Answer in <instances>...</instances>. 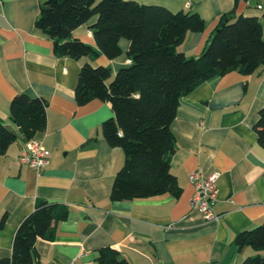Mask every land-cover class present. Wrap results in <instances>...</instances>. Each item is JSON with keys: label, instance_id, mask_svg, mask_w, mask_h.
<instances>
[{"label": "crops", "instance_id": "obj_1", "mask_svg": "<svg viewBox=\"0 0 264 264\" xmlns=\"http://www.w3.org/2000/svg\"><path fill=\"white\" fill-rule=\"evenodd\" d=\"M44 1L0 0V124L17 136L0 158V218L7 215L0 259L11 258L16 232L39 201L64 207L67 216L54 224L52 240L37 243L35 264H98V251L107 247L129 264H243L257 255L251 248L239 251L235 240L264 219V149L254 130L264 107V66L250 76L233 72L214 78L181 99L171 164L182 189L179 198L167 194L114 203L111 192L125 155L102 132L114 113L100 100L77 104L84 61L58 57L51 38L36 28ZM126 1L198 14L206 28L188 34L182 50L189 58L201 56L225 15L257 17L264 25V0ZM95 21L73 37L97 48L90 30ZM120 46L121 57L101 54L94 63L110 68L112 78L132 64L129 41L122 39ZM20 94L49 103L47 129L36 139L50 152L42 172L18 161L25 141L10 105ZM196 172L220 174L213 204L219 222H206L191 208L195 186L189 176Z\"/></svg>", "mask_w": 264, "mask_h": 264}, {"label": "trees", "instance_id": "obj_2", "mask_svg": "<svg viewBox=\"0 0 264 264\" xmlns=\"http://www.w3.org/2000/svg\"><path fill=\"white\" fill-rule=\"evenodd\" d=\"M97 48L73 37L78 28L90 24ZM37 29L54 45L58 57L84 61L75 100L79 106L100 100L108 103L114 117L102 132L112 148L124 152L125 163L117 173L111 201L149 199L170 194L179 198L182 189L172 173L177 141L173 124L182 98L201 84L238 72L250 76L264 66V25L257 17H222L205 51L189 58L182 48L188 34L205 30L204 20L190 11L173 13L165 7L126 0H45L36 20ZM122 39L129 41L132 64L112 78L110 68L95 66L101 54L110 60L121 57ZM49 103L43 98L17 95L10 117L22 131L24 141L37 139L47 129ZM264 149V107L254 126ZM17 136L0 124V158ZM67 216L64 207L39 201L18 228L11 258L0 264H35L36 245L52 240L54 224ZM7 215L0 218V231ZM239 251L251 248L257 255L243 264H264V219L235 240ZM98 264H129L113 248L98 251Z\"/></svg>", "mask_w": 264, "mask_h": 264}, {"label": "built area", "instance_id": "obj_3", "mask_svg": "<svg viewBox=\"0 0 264 264\" xmlns=\"http://www.w3.org/2000/svg\"><path fill=\"white\" fill-rule=\"evenodd\" d=\"M188 7H191V1L188 2ZM259 8L261 9L262 6L260 5ZM18 161L21 165L42 172L50 164V152L41 141L36 139L25 141V147ZM219 178V173L204 177L200 172H196L189 176V181L195 186L191 208L200 212L206 222H219L221 219L213 210V204L219 194Z\"/></svg>", "mask_w": 264, "mask_h": 264}, {"label": "water", "instance_id": "obj_4", "mask_svg": "<svg viewBox=\"0 0 264 264\" xmlns=\"http://www.w3.org/2000/svg\"><path fill=\"white\" fill-rule=\"evenodd\" d=\"M255 3H256V2H252V4H254V5H255ZM19 131H20V133L22 134V131H21L20 129H19Z\"/></svg>", "mask_w": 264, "mask_h": 264}, {"label": "rangeland", "instance_id": "obj_5", "mask_svg": "<svg viewBox=\"0 0 264 264\" xmlns=\"http://www.w3.org/2000/svg\"><path fill=\"white\" fill-rule=\"evenodd\" d=\"M101 0H98V2H100Z\"/></svg>", "mask_w": 264, "mask_h": 264}]
</instances>
